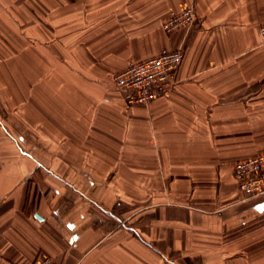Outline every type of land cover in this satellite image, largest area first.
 <instances>
[{
  "label": "crops",
  "instance_id": "0c3cea01",
  "mask_svg": "<svg viewBox=\"0 0 264 264\" xmlns=\"http://www.w3.org/2000/svg\"><path fill=\"white\" fill-rule=\"evenodd\" d=\"M16 2L0 264H264V197L241 200L232 174L264 150V0ZM188 6L196 26L165 33ZM178 46L163 96L128 105L111 87L129 61Z\"/></svg>",
  "mask_w": 264,
  "mask_h": 264
},
{
  "label": "built area",
  "instance_id": "2783aa9c",
  "mask_svg": "<svg viewBox=\"0 0 264 264\" xmlns=\"http://www.w3.org/2000/svg\"><path fill=\"white\" fill-rule=\"evenodd\" d=\"M196 24L195 10L188 6L179 12H169L161 28L165 33H172L179 29H191ZM259 33L264 36V21L259 25ZM183 56L184 48L178 46L163 48L145 59L131 60L124 69L111 76L110 85L121 93L128 105H147L176 85ZM232 174L241 200L264 197V150L234 162ZM36 264L58 263L51 256H43Z\"/></svg>",
  "mask_w": 264,
  "mask_h": 264
},
{
  "label": "rangeland",
  "instance_id": "374dc122",
  "mask_svg": "<svg viewBox=\"0 0 264 264\" xmlns=\"http://www.w3.org/2000/svg\"><path fill=\"white\" fill-rule=\"evenodd\" d=\"M15 2L16 0H0V60L13 48L14 41H16V46L20 41H23V38L18 37V34L23 32L21 28L24 27L25 11L23 7L18 9L19 4ZM14 4H16V11L12 9ZM13 21L17 26V34L14 33L16 30L12 26L13 23L11 24ZM12 39L13 42L10 43L9 40Z\"/></svg>",
  "mask_w": 264,
  "mask_h": 264
}]
</instances>
